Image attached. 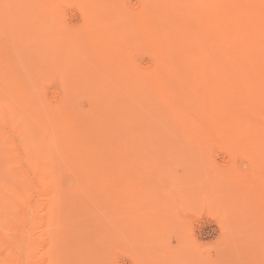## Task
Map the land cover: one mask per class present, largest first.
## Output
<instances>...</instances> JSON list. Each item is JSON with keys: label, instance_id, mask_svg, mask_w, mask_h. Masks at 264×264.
<instances>
[{"label": "rangeland", "instance_id": "374dc122", "mask_svg": "<svg viewBox=\"0 0 264 264\" xmlns=\"http://www.w3.org/2000/svg\"><path fill=\"white\" fill-rule=\"evenodd\" d=\"M161 2L0 0V264H264V139L128 133L211 109Z\"/></svg>", "mask_w": 264, "mask_h": 264}, {"label": "bare ground", "instance_id": "6f19581e", "mask_svg": "<svg viewBox=\"0 0 264 264\" xmlns=\"http://www.w3.org/2000/svg\"><path fill=\"white\" fill-rule=\"evenodd\" d=\"M150 9L170 42L175 63V69L170 70L204 73L211 109H203L196 118L126 114L124 119L142 121L143 125L137 128L136 124L128 133L264 139V0H162ZM177 83L170 82L167 87L181 90L179 97L193 88L191 80ZM1 195L3 201L8 198L2 191Z\"/></svg>", "mask_w": 264, "mask_h": 264}]
</instances>
